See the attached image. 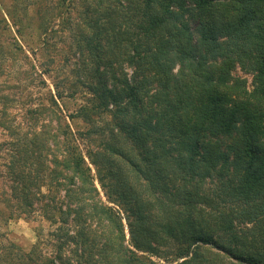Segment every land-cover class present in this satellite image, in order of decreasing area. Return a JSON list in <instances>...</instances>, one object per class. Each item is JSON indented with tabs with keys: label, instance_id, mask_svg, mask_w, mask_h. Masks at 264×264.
<instances>
[{
	"label": "trees",
	"instance_id": "obj_1",
	"mask_svg": "<svg viewBox=\"0 0 264 264\" xmlns=\"http://www.w3.org/2000/svg\"><path fill=\"white\" fill-rule=\"evenodd\" d=\"M2 1L0 76L59 19L83 90L0 82V221L37 222L0 264H264V0Z\"/></svg>",
	"mask_w": 264,
	"mask_h": 264
},
{
	"label": "rangeland",
	"instance_id": "obj_2",
	"mask_svg": "<svg viewBox=\"0 0 264 264\" xmlns=\"http://www.w3.org/2000/svg\"><path fill=\"white\" fill-rule=\"evenodd\" d=\"M2 1V0H1ZM37 0H20L13 7H11L15 2L12 0H4L2 1L5 5L6 9H10L12 11H18V14H23L22 11L25 8V4H31L32 2ZM141 0H133L131 5H127V8L121 9L116 15L112 16L113 21H117L120 18H128L134 21L138 20L140 17L141 11ZM56 3V0H50V6L52 7ZM18 4V5H17ZM130 8V10H128ZM186 8L191 10L192 4L187 1ZM29 14L34 17V12L32 8H29ZM193 13H187L186 17L188 20H193ZM195 16V15H194ZM56 23H54V30L52 37H49V45L52 48L51 50H44V48L40 47V38L39 31L37 29L36 23L27 27V31H23L25 37L23 36V40L21 43L24 45L27 50L29 56L32 59L33 64L36 67V73L31 70L30 64H18L17 68L21 71L17 75L12 74V76H0L1 84H5L7 82L9 84H17L20 82L22 87H27V91L30 93H35L38 90L46 92L47 89L53 90L54 83L59 82L61 84V90L64 91V96H68L70 92L74 90H79L82 92L83 87H81L82 77H79L78 70H80V64L82 63L81 57L76 55L74 52H71V44L72 38L74 35L73 30H65L62 25H60V20L57 19ZM35 21V18H34ZM123 22L122 19H120ZM37 22V18L36 21ZM119 22V21H117ZM29 21H27V24ZM49 28H52L49 26ZM193 29H196V25H193ZM24 30V29H23ZM26 30V29H25ZM76 33V32H75ZM198 39V38H196ZM43 49V52L41 51ZM30 50H37V55H32ZM47 68H51L54 71L45 73ZM179 68V67H178ZM18 72V70H17ZM129 75L131 74L130 69H126L125 71ZM234 77H240L247 81V86L249 90L253 88V76L245 71H243L240 67H237L233 73ZM45 82V83H43ZM64 84V85H63ZM45 87V88H44ZM25 92V91H24ZM82 101H76L75 98H67L61 102L63 105H66V110L73 111ZM99 125L101 122L98 123ZM73 126L78 128L79 130L84 129V124L79 121H74ZM1 139V137H0ZM84 143V142H83ZM99 186V185H98ZM213 187V185H211ZM37 222H28L23 219L11 220L8 222L0 221V254L4 253L2 250L5 246H8L10 242H14L22 249L29 251L32 245L36 242V234L34 232V227ZM226 239H224L225 242ZM4 264V261H2Z\"/></svg>",
	"mask_w": 264,
	"mask_h": 264
}]
</instances>
